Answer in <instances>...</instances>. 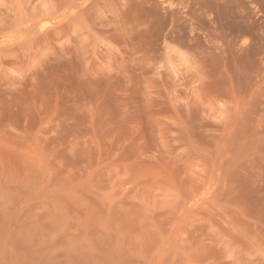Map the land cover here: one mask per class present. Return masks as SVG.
Here are the masks:
<instances>
[{"label":"rangeland","instance_id":"obj_1","mask_svg":"<svg viewBox=\"0 0 264 264\" xmlns=\"http://www.w3.org/2000/svg\"><path fill=\"white\" fill-rule=\"evenodd\" d=\"M0 264H264V0H0Z\"/></svg>","mask_w":264,"mask_h":264}]
</instances>
